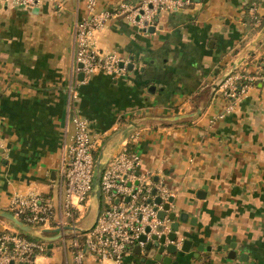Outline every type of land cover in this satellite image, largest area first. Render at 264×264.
Wrapping results in <instances>:
<instances>
[{
  "label": "crops",
  "instance_id": "crops-1",
  "mask_svg": "<svg viewBox=\"0 0 264 264\" xmlns=\"http://www.w3.org/2000/svg\"><path fill=\"white\" fill-rule=\"evenodd\" d=\"M119 2L136 0H95L94 7ZM252 3L257 24L247 10ZM84 13L85 0H39L31 7L0 0V210L13 192H51L73 132L67 93L74 85L73 104L87 119L95 157L102 163L136 132V172L165 182L177 240H191L187 251H163L168 263L155 259V250L131 249L120 264H264V85L248 87L219 118L225 100L218 86L211 93L229 70L264 73V0H189L157 12L146 29L110 16L94 31V44L124 59V67L80 81L73 31ZM79 222V228L91 223ZM3 226L13 227L0 218ZM52 241L36 260L71 264L67 243Z\"/></svg>",
  "mask_w": 264,
  "mask_h": 264
},
{
  "label": "built area",
  "instance_id": "built-area-1",
  "mask_svg": "<svg viewBox=\"0 0 264 264\" xmlns=\"http://www.w3.org/2000/svg\"><path fill=\"white\" fill-rule=\"evenodd\" d=\"M6 1L10 5L31 7L39 0ZM94 1L85 0V13L74 24L73 59L75 70L82 73L80 81L95 71L118 74L124 67V59L112 51H100L94 44V31L102 27L108 17L123 16L128 22L146 29L154 24L160 10L174 11L189 2L136 0L134 4L119 2L110 9L96 10ZM247 10L252 24H257L254 4H250ZM256 82L264 85V73L245 69L231 70L218 85L225 105L215 117L230 112L247 88ZM76 97V87L69 86L68 117L73 132L64 144L59 177L50 184L51 192L46 195L33 189L13 192L5 210L36 228H60L58 237L67 243L71 264H103L108 260L120 264L134 244L143 246L144 242L138 240L139 234L144 233L149 237L151 233L168 231L167 213L171 210L168 198L171 191L162 179H153L151 172H136L139 155L131 143L136 132H131L119 149L101 163L97 214L85 228L75 229L89 206L88 198L93 197L92 173L95 166V141L91 137L87 119L74 107ZM155 196L159 198L158 202L153 200ZM164 203H167L166 208H163ZM158 210H163L162 217H157ZM158 224L162 226L160 230L155 229ZM64 226L70 227L63 229ZM145 226L149 228L147 231L144 230ZM46 251L47 246L40 240L14 227L0 228V264H9L10 261L40 264L36 256L44 255Z\"/></svg>",
  "mask_w": 264,
  "mask_h": 264
},
{
  "label": "water",
  "instance_id": "water-1",
  "mask_svg": "<svg viewBox=\"0 0 264 264\" xmlns=\"http://www.w3.org/2000/svg\"><path fill=\"white\" fill-rule=\"evenodd\" d=\"M260 32H264V25L262 26ZM261 64H264V59L262 60ZM230 72H224L223 74H221L211 85V93L214 91V89L219 85V83L222 81V79ZM183 116L182 114H176L173 116V119L175 118H179ZM100 154H98L95 157V174H94V180H93V185L94 188L92 190V194L95 197V201H96V210H95V214H97L98 209H99V204H100V187H99V176H100V169H101V162L99 160ZM154 191V189H152V192ZM153 200L155 202L159 201V198L157 196H155L153 198ZM169 201H171V196L168 198ZM167 207V203L163 204V208ZM163 210H158L157 211V217H162L163 216ZM0 218L8 221L10 224H12V226L24 233L27 234L29 236H33V237H37L39 239H52L55 237H58L60 235L61 229L58 227L55 228H36L33 227L25 222H23L22 220H20L19 218H17L16 216H14L10 211L7 210H0ZM182 218L181 214L179 215V219ZM167 219L169 220L168 222V231L166 233H160V234H156V233H151L149 235V237H146V235L144 233L139 234L138 236V240H141L143 243V246L140 247L138 244H134L131 249L134 252L139 253L140 251L142 252H146V251H156L153 252V257L155 259H160L161 262L163 263H168L170 262V255L168 254H162L163 251L167 252V253H173L175 252L177 249L182 250V251H187L188 247L191 243V240H189L188 238L182 237L179 241L177 240V235H176V230H177V226H178V222L177 220L174 219V211L169 210V212L167 213ZM70 226H64L63 229H68ZM162 228L161 224H158L155 229L156 230H160ZM75 229H79V227H75ZM149 228L148 226H145L144 230L147 231ZM49 232H53L50 233ZM179 243V244H177ZM198 249L201 248V244H199L197 246ZM195 254H197L195 252ZM228 255L229 256H233L234 252L229 249L228 250ZM243 260H245L246 256L245 254H242V256H240ZM175 261H172V263H174ZM11 263V261H10ZM252 264V263H251Z\"/></svg>",
  "mask_w": 264,
  "mask_h": 264
},
{
  "label": "rangeland",
  "instance_id": "rangeland-1",
  "mask_svg": "<svg viewBox=\"0 0 264 264\" xmlns=\"http://www.w3.org/2000/svg\"><path fill=\"white\" fill-rule=\"evenodd\" d=\"M95 166L93 168V173H92V179L94 180V174H95ZM94 188V185H93ZM94 201H95V197L90 196V201H89V210L87 211V213L85 214V216L80 220L79 224L81 226H85L86 224L90 223L92 220V215H93V208H94ZM33 237V236H32ZM35 239L40 240L45 246H48L52 241V239H39L37 237H33Z\"/></svg>",
  "mask_w": 264,
  "mask_h": 264
},
{
  "label": "trees",
  "instance_id": "trees-1",
  "mask_svg": "<svg viewBox=\"0 0 264 264\" xmlns=\"http://www.w3.org/2000/svg\"><path fill=\"white\" fill-rule=\"evenodd\" d=\"M248 22H250V20H248ZM130 145V144H129ZM25 235H27V234H25ZM27 236H29V235H27ZM135 255H138L137 253H134ZM139 257H140V259H144V254H141V255H138Z\"/></svg>",
  "mask_w": 264,
  "mask_h": 264
}]
</instances>
